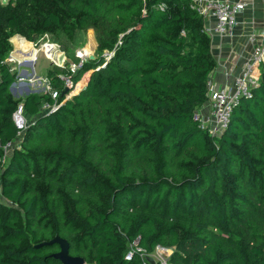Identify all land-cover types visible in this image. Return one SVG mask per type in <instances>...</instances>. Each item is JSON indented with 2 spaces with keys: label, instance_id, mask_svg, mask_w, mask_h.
<instances>
[{
  "label": "trees",
  "instance_id": "obj_1",
  "mask_svg": "<svg viewBox=\"0 0 264 264\" xmlns=\"http://www.w3.org/2000/svg\"><path fill=\"white\" fill-rule=\"evenodd\" d=\"M88 28L97 56L47 72L54 110L40 113L47 92L12 96L10 36L29 51L45 32ZM210 42L192 0H0L1 143L18 135V102L34 117L0 162V264H63L57 237L86 264H140L125 259L136 238L170 247V264H264V68L211 135L194 118Z\"/></svg>",
  "mask_w": 264,
  "mask_h": 264
},
{
  "label": "built area",
  "instance_id": "obj_2",
  "mask_svg": "<svg viewBox=\"0 0 264 264\" xmlns=\"http://www.w3.org/2000/svg\"><path fill=\"white\" fill-rule=\"evenodd\" d=\"M249 0H238L236 2H226L219 0L207 1L199 7L195 3L198 12L203 16H210L214 19L213 31L219 35L231 34L236 25V15L242 11ZM163 4L159 7L163 8ZM253 48L249 57L245 60L240 72L234 77L230 86H223L220 89H213L211 82H208V92L206 102L200 106L194 118L199 120L200 127L206 129L211 135H220L227 127L231 111L242 97H250L252 88L258 84L260 78L259 68L264 65V24L257 36H252ZM34 50V49H33ZM35 53V52H33ZM29 59H17L11 52L7 55L4 62L10 65V71H17L16 78L10 85V92L14 98H20L28 93H49L54 100L52 104L44 102L41 106L44 111H52L57 106L56 98L58 91L50 85L48 77L39 76L34 69L37 60L36 54ZM75 61L70 62L68 70L75 72L82 63L88 58L84 51L75 52ZM31 63L30 71L22 68L23 65ZM23 64V65H22ZM64 80L65 89L72 88L69 77L61 76ZM11 118L18 129V134L23 132L29 122L24 111L23 103H17ZM0 148L3 153L0 157L2 164L9 158V151L12 149V141L4 144L0 141ZM171 248L156 245L153 251L146 252L138 246V238L129 242L125 259L133 260L138 256L140 264H147L149 260L156 264H170L169 256Z\"/></svg>",
  "mask_w": 264,
  "mask_h": 264
},
{
  "label": "crops",
  "instance_id": "obj_3",
  "mask_svg": "<svg viewBox=\"0 0 264 264\" xmlns=\"http://www.w3.org/2000/svg\"><path fill=\"white\" fill-rule=\"evenodd\" d=\"M207 1L211 0H192V2L199 7L203 6ZM219 1L236 2L238 0ZM263 24L264 0L248 1L246 7L237 13L236 25L231 34L219 35L215 33L213 31L214 19L210 16L204 17V29L210 36V49L216 61L215 69L210 74L209 79L213 89H220L223 86H230L232 84L234 77L240 72L245 60L252 51L253 42L251 37L259 34ZM10 52L17 59H27L31 57L34 51H23L13 46ZM263 68L264 65L260 66L259 72H261ZM25 70L27 69L25 68ZM48 70L49 69H47L43 76L41 74L38 75L47 77ZM26 117L29 118L32 116L27 114ZM32 120L33 118L31 121Z\"/></svg>",
  "mask_w": 264,
  "mask_h": 264
},
{
  "label": "rangeland",
  "instance_id": "obj_4",
  "mask_svg": "<svg viewBox=\"0 0 264 264\" xmlns=\"http://www.w3.org/2000/svg\"><path fill=\"white\" fill-rule=\"evenodd\" d=\"M5 1V0H1ZM21 37L25 39L20 34H15L13 36H10L9 41L12 44V49L14 44L12 38L14 37ZM26 40V39H25ZM32 43V48L30 50H33L36 54L37 60L34 64V69L37 74H41L42 76L45 74L47 69H51L52 67H59L62 69H68V65L70 62L75 61V52L77 50H81L86 52L88 55L97 56V41H96V35L92 28H88L86 30H77L75 31L74 35L72 37L67 36L64 32L60 30H53L49 32H45L42 35H40L35 41H29ZM103 54L108 55V51L104 50ZM23 65V64H22ZM24 69H28L30 71V67L28 64H25L22 66ZM74 73V72H73ZM88 73H85L81 80L76 83V85L80 84L81 82L85 83L88 77ZM70 87L67 89L69 93L67 94V97H70L75 92V87ZM83 84H81L82 86ZM80 86V87H81ZM44 109L41 108L40 113H43ZM34 119V117L27 118L28 122H31V119ZM23 132L19 133L17 137L12 141V149L9 151V154H11L12 150L19 146L20 141L22 139ZM0 200H3L0 196ZM86 264V263H83Z\"/></svg>",
  "mask_w": 264,
  "mask_h": 264
},
{
  "label": "water",
  "instance_id": "obj_5",
  "mask_svg": "<svg viewBox=\"0 0 264 264\" xmlns=\"http://www.w3.org/2000/svg\"><path fill=\"white\" fill-rule=\"evenodd\" d=\"M88 58L92 59V58H94V56L88 55ZM83 85H85V83ZM83 85H82V87H83ZM81 88L77 92H79L81 90ZM66 91H67V89L64 90V92H66ZM52 241H56L60 244V251L55 253L54 256L57 259L61 260L63 262V264H83L84 263V261L81 257H72L69 255L68 244L64 239L57 237V238L53 239Z\"/></svg>",
  "mask_w": 264,
  "mask_h": 264
},
{
  "label": "bare ground",
  "instance_id": "obj_6",
  "mask_svg": "<svg viewBox=\"0 0 264 264\" xmlns=\"http://www.w3.org/2000/svg\"><path fill=\"white\" fill-rule=\"evenodd\" d=\"M33 54H34V53H33ZM34 56H35V55H33V57H34ZM27 59H29V58H27ZM28 65L31 66V63H29Z\"/></svg>",
  "mask_w": 264,
  "mask_h": 264
}]
</instances>
